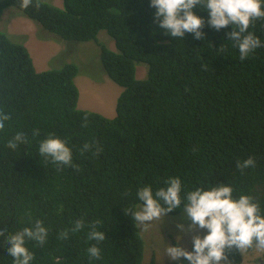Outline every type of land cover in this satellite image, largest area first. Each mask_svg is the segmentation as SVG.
<instances>
[{
    "label": "trees",
    "instance_id": "1",
    "mask_svg": "<svg viewBox=\"0 0 264 264\" xmlns=\"http://www.w3.org/2000/svg\"><path fill=\"white\" fill-rule=\"evenodd\" d=\"M62 1L59 9L41 0L36 8L33 0L22 11L18 0H0V16L15 7L64 41L96 42L105 31L115 50L99 43L100 60L122 91L113 118L78 110L77 67L37 72L26 47L0 31V113L11 116L0 130V264H13L6 237L37 220L48 237L42 247L26 238L31 264H142L145 244L125 210L141 203L139 187L155 192L169 176L179 177L185 191L231 186L233 198L251 195L264 213V47L241 62L228 38L231 25L217 32L206 23L203 40L172 38L154 23L150 0ZM193 11L209 19L199 7ZM249 31L264 43V20ZM138 63L147 65L143 80L135 76ZM17 132L25 139L9 148ZM49 134L66 141L71 166L40 154ZM249 155L256 166L241 173L237 161ZM81 219L84 227L71 231ZM94 223L102 242L88 239ZM92 245L101 260L88 255ZM241 255L232 250L229 258Z\"/></svg>",
    "mask_w": 264,
    "mask_h": 264
},
{
    "label": "clouds",
    "instance_id": "2",
    "mask_svg": "<svg viewBox=\"0 0 264 264\" xmlns=\"http://www.w3.org/2000/svg\"><path fill=\"white\" fill-rule=\"evenodd\" d=\"M22 11L33 6V0H18ZM264 0H150V7L154 13V23L165 31V34L176 39H183L185 34H192L196 40H203L205 33L202 29L205 24L217 32L228 28L233 30L228 38L237 42L239 59L247 60L255 50L264 47V43L254 33L249 31L253 21L264 20ZM35 7H40V0H36ZM200 8L208 13L209 19L205 21L194 13ZM223 51V48H221ZM10 115L0 113V130ZM87 126V117L82 127ZM38 135V132H34ZM25 139L24 133L17 132L8 147L15 149L18 142ZM93 145L85 143L83 151H90ZM39 152L46 159L51 158L52 163L65 166L72 165V151L66 141L49 134L39 145ZM101 149L96 148L99 155ZM256 166L255 158L249 155L243 161H237V170L243 173L246 169ZM163 187L155 192L152 185L141 186L136 191V197L141 203L133 209L125 210V215L131 213L132 220L137 227L147 231L151 223L160 220L165 215L183 208L190 223L185 227L177 223L180 233L188 234L197 229L206 230V234L192 236V249L183 247L177 237L175 246L165 244L164 253L170 262L176 264L181 259L188 264H232L229 253L232 250L243 252L248 249L264 251V213L259 203L251 195L241 194L233 198L234 189L228 185L197 187L195 190L185 191L179 177L169 176L163 181ZM183 192V195H182ZM84 227V221L76 220L71 231L77 232ZM96 224L88 234L89 240L98 243L105 240L103 232L96 231ZM5 230H0V237L5 236ZM68 231L61 233V239H67ZM48 230L43 222L37 220L33 227H24L21 231L6 237L7 253L13 257V264H31L34 254L26 245V238L35 241L39 246L47 242ZM88 255L101 260V249L96 245L87 248Z\"/></svg>",
    "mask_w": 264,
    "mask_h": 264
},
{
    "label": "rangeland",
    "instance_id": "3",
    "mask_svg": "<svg viewBox=\"0 0 264 264\" xmlns=\"http://www.w3.org/2000/svg\"><path fill=\"white\" fill-rule=\"evenodd\" d=\"M41 2L63 9L62 0ZM0 31L13 43L26 47L37 72L54 70L65 64L75 65L78 69L74 78L79 93L77 109L96 112L106 118L115 116L116 101L122 88L105 74L100 60L99 43L108 50H115L113 40L105 31L98 33L96 42L64 41L12 6L5 8L0 16ZM147 70L146 64L138 63L135 66L136 78L145 79ZM177 223L185 224L186 228L190 223L183 211L153 221L147 231L137 227L145 244L142 264H150L151 259L157 264L170 262L164 253L165 244L175 246L177 237L182 236L180 243L189 250L193 235L206 234V230L199 229L188 234L180 233L176 228Z\"/></svg>",
    "mask_w": 264,
    "mask_h": 264
},
{
    "label": "flooded vegetation",
    "instance_id": "4",
    "mask_svg": "<svg viewBox=\"0 0 264 264\" xmlns=\"http://www.w3.org/2000/svg\"><path fill=\"white\" fill-rule=\"evenodd\" d=\"M190 249L191 247L189 248V250ZM241 253L242 255L238 258V260L236 262H232V264H264V251H260L253 248V249L245 250ZM151 263L157 264L154 259H151L150 264ZM171 263L173 262H167L163 264H171Z\"/></svg>",
    "mask_w": 264,
    "mask_h": 264
}]
</instances>
